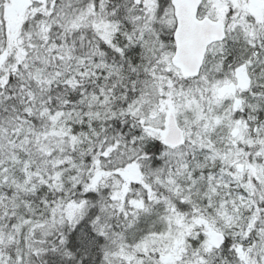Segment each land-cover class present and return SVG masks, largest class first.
<instances>
[{
  "label": "snow or ice",
  "instance_id": "obj_1",
  "mask_svg": "<svg viewBox=\"0 0 264 264\" xmlns=\"http://www.w3.org/2000/svg\"><path fill=\"white\" fill-rule=\"evenodd\" d=\"M0 264H264V0H0Z\"/></svg>",
  "mask_w": 264,
  "mask_h": 264
}]
</instances>
